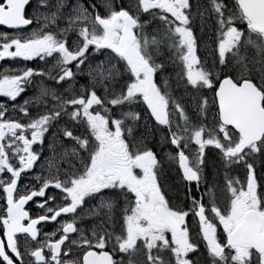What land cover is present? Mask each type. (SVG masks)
<instances>
[{
    "label": "snow or ice",
    "instance_id": "1",
    "mask_svg": "<svg viewBox=\"0 0 264 264\" xmlns=\"http://www.w3.org/2000/svg\"><path fill=\"white\" fill-rule=\"evenodd\" d=\"M0 26L36 61L0 97L37 88L0 103V264H264V0H0Z\"/></svg>",
    "mask_w": 264,
    "mask_h": 264
},
{
    "label": "flooded vegetation",
    "instance_id": "2",
    "mask_svg": "<svg viewBox=\"0 0 264 264\" xmlns=\"http://www.w3.org/2000/svg\"><path fill=\"white\" fill-rule=\"evenodd\" d=\"M83 2L85 4H87L88 0H83ZM196 35L199 37L198 39V45H199V48H198V55H200L201 57H203L206 53L204 51V41H208L209 43H211V40H210V37L212 36V32L211 30H208L206 29L203 33L200 32L199 30V25L196 26ZM208 56H209V60H211V55H210V52L208 53ZM168 75L172 77V81L174 82L175 81V76L173 74V70L171 68H169L168 70ZM81 82L83 80V77L80 78ZM49 85H51L53 82L51 81H48L47 82ZM83 83V82H82ZM183 88H180V87H177L175 89V94L177 96H180V95H183ZM37 94V88H36V85L33 84L32 86L29 87L28 91H27V97H30V96H35ZM38 109L37 107H33L32 108V111L33 112H36ZM138 131L140 132H143V128L139 129ZM153 141L154 144H155V151H157L160 155L158 158L164 160V161H167V156L166 154L170 151V146L169 145H161L160 144V136L159 134H156L155 136H153L149 142ZM45 156H48V155H51V152L50 151H46L44 153ZM163 168H166L168 173L167 175H165L163 177H161V179L168 185L170 184L172 181H177V180H180V178L178 177V172L176 170V166H170L169 163L165 162L164 165H163ZM169 186V185H168ZM181 186V189L183 190V186ZM172 187V185H171ZM86 225L88 222H85ZM195 226V222L193 221V227ZM46 231H51V229L47 226V228L45 229Z\"/></svg>",
    "mask_w": 264,
    "mask_h": 264
},
{
    "label": "rangeland",
    "instance_id": "3",
    "mask_svg": "<svg viewBox=\"0 0 264 264\" xmlns=\"http://www.w3.org/2000/svg\"><path fill=\"white\" fill-rule=\"evenodd\" d=\"M85 79V78H84ZM84 82V81H83ZM142 133V132H141ZM150 143V142H149ZM151 144V143H150ZM215 166H218V165H214V162H213V160H209V163H208V167H207V169H206V174L207 175H209L210 177L213 175V172H214V167ZM257 169H258V172H260L261 171V166L259 165V163L257 164ZM167 173H168V171H167V169L166 168H163V177L165 176V175H167ZM172 186H174V187H176L177 185H172ZM180 190H181V193L183 192L182 191V189L180 188Z\"/></svg>",
    "mask_w": 264,
    "mask_h": 264
},
{
    "label": "bare ground",
    "instance_id": "4",
    "mask_svg": "<svg viewBox=\"0 0 264 264\" xmlns=\"http://www.w3.org/2000/svg\"><path fill=\"white\" fill-rule=\"evenodd\" d=\"M84 81V78H83V80H82V82ZM151 144H153V145H155L154 144V142L153 141H151L150 142ZM178 182H179V180H177V181H172L170 184H168L170 187H171V185H178ZM172 187H174V186H172ZM180 188H181V186H180ZM183 191V190H182Z\"/></svg>",
    "mask_w": 264,
    "mask_h": 264
}]
</instances>
